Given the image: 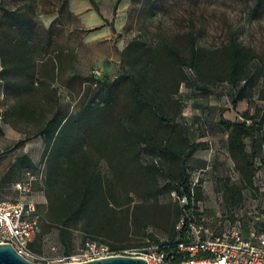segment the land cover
Listing matches in <instances>:
<instances>
[{"label": "trees", "instance_id": "16d2710c", "mask_svg": "<svg viewBox=\"0 0 264 264\" xmlns=\"http://www.w3.org/2000/svg\"><path fill=\"white\" fill-rule=\"evenodd\" d=\"M242 1L252 5L254 17L264 11V0ZM40 3L29 0L23 9L1 8L0 81L10 102L3 122L45 143L49 206L44 233L57 229L60 243L68 248L74 231L82 232L87 243L110 238L115 230L129 229L131 224L148 229L160 220L137 206L130 213L131 194L155 203L160 196L174 193L175 210L165 218L171 219L170 242L161 244L160 251L181 262L177 245L189 241L185 239L188 219L182 222L189 205L183 208L180 201L202 199L187 165L198 147L191 140L178 98L181 85L188 81L186 69L195 73L199 83L213 78L235 86L252 77L250 64L257 54L234 40L214 52L192 47L187 57L172 43L147 47L132 42L123 54L129 69L110 84L108 102L92 106L85 101L87 95L70 113L58 103L56 85L57 77L63 81L68 55L54 47L53 22L48 29L36 24ZM79 77L76 72L67 79L73 84ZM97 84L101 85L93 81L92 86ZM244 119L220 123L228 134L227 149L242 182V187L225 188V204L232 208H240L243 190H253L256 178V153L248 151L246 141L259 142L263 121L248 124L255 118L247 113ZM21 161L27 169L36 168L28 156ZM100 163L108 168V176ZM178 236L181 240L175 241Z\"/></svg>", "mask_w": 264, "mask_h": 264}, {"label": "rangeland", "instance_id": "374dc122", "mask_svg": "<svg viewBox=\"0 0 264 264\" xmlns=\"http://www.w3.org/2000/svg\"><path fill=\"white\" fill-rule=\"evenodd\" d=\"M71 1L37 0L40 6L35 16L40 28L48 29L54 23V47L68 55L61 76L63 81L57 77L56 85L58 103L70 113L87 95L85 101L92 106L108 102L110 84L129 69L123 54L132 42L138 41L147 47L172 43L187 57L192 47L214 52L234 40L257 54L258 58L250 64L252 77L235 86L213 78L206 84L199 83L195 73L186 69L188 81L181 85L178 98L184 106L182 117L190 129L191 140L198 147L187 165L193 186H200L202 199L194 198L189 203L184 198L180 205L183 208L189 205L182 218V222L188 219L185 238L188 240L195 239L200 226L203 232L215 235L236 222H240L244 236L254 230L258 234L262 232L264 224L255 222V218L264 215V11L254 17L252 5L242 0H77L89 4L91 10L75 16L70 14ZM27 3L29 0H0V14L1 8L23 9ZM94 13L97 16L92 20L89 17ZM76 72L80 77L70 84L67 77ZM80 80L83 81L81 87ZM93 81L101 85L92 86ZM9 107L10 102L4 95L0 99V197L24 198L36 204L39 231L32 243L39 260H33L34 263H75L87 238L82 232L74 231L72 243L66 248L60 243L57 229L44 233L49 206L45 143L41 137L21 133L4 123L2 117ZM245 113L255 118L248 124L263 121L259 142L254 145L249 139L246 141L248 151L256 153V178L253 190H243L240 208H232L225 204V188L228 185L242 187V182L227 149L228 134L220 123L222 120L244 121ZM23 156H28L36 168H25L21 161ZM100 167L108 176L105 164L100 163ZM17 184L28 186L29 192L21 193ZM131 196L130 213L133 206H137L156 216L160 220L157 225L140 229L131 224L129 229H117L112 237L97 241L105 243L115 255L145 259L160 251L161 244L170 242L171 219L165 218L175 210L177 196L164 194L155 203ZM181 228L182 224L177 231ZM175 239L181 240L179 236ZM63 259L67 260L61 262Z\"/></svg>", "mask_w": 264, "mask_h": 264}, {"label": "built area", "instance_id": "2783aa9c", "mask_svg": "<svg viewBox=\"0 0 264 264\" xmlns=\"http://www.w3.org/2000/svg\"><path fill=\"white\" fill-rule=\"evenodd\" d=\"M27 187L17 184V189L23 194L29 192ZM259 221L264 224V215L255 218V222ZM38 231L39 216L35 203L24 198L7 200L0 197V245H12L27 259L39 260L31 247ZM205 232L200 226L194 240L177 245L178 253L183 256L179 263L162 251L145 259L148 264H264V228L259 234L254 230L249 236H244L240 222H236L215 235ZM79 256L75 263L109 258L115 256V252L103 243L89 241Z\"/></svg>", "mask_w": 264, "mask_h": 264}, {"label": "water", "instance_id": "95a60500", "mask_svg": "<svg viewBox=\"0 0 264 264\" xmlns=\"http://www.w3.org/2000/svg\"><path fill=\"white\" fill-rule=\"evenodd\" d=\"M0 264H36V263L20 255L12 245L1 244ZM67 264H148V262L144 258L115 255L109 258H102L95 261H86L83 263H67Z\"/></svg>", "mask_w": 264, "mask_h": 264}, {"label": "crops", "instance_id": "0c3cea01", "mask_svg": "<svg viewBox=\"0 0 264 264\" xmlns=\"http://www.w3.org/2000/svg\"><path fill=\"white\" fill-rule=\"evenodd\" d=\"M70 13L73 14V15H80V14H83L84 12L88 11V10H91V7L89 4L85 3V2H81V1H71L70 3ZM96 13L92 14L91 17L89 18H92V20H94L96 18ZM90 20L87 19V22H89ZM2 69V64H1V61H0V71ZM4 96V87H3V84L2 82L0 81V99Z\"/></svg>", "mask_w": 264, "mask_h": 264}]
</instances>
